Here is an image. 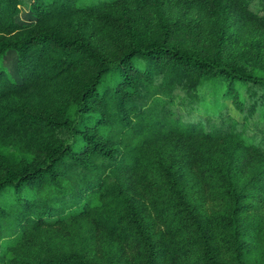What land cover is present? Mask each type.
Masks as SVG:
<instances>
[{
  "label": "trees",
  "instance_id": "obj_1",
  "mask_svg": "<svg viewBox=\"0 0 264 264\" xmlns=\"http://www.w3.org/2000/svg\"><path fill=\"white\" fill-rule=\"evenodd\" d=\"M11 51L0 264H263L264 0H0Z\"/></svg>",
  "mask_w": 264,
  "mask_h": 264
},
{
  "label": "rangeland",
  "instance_id": "obj_2",
  "mask_svg": "<svg viewBox=\"0 0 264 264\" xmlns=\"http://www.w3.org/2000/svg\"><path fill=\"white\" fill-rule=\"evenodd\" d=\"M166 13L170 15L171 17H181L183 19H190L193 17H196L197 12L195 11H185L181 9V7L174 3L173 5L165 6ZM30 19H32V16L30 14V11L28 8L24 6L23 12L19 17V20L22 22H27ZM11 53H13L16 56L15 51H11L8 55L6 54L4 57L0 59V66L4 65L6 68L10 71V74L13 78H16L17 80H22L21 75L17 72L15 64L16 59L15 56H11ZM12 70L15 72L13 73ZM9 74V75H10ZM200 97H201V104L198 106L199 109H195L191 113V118L195 119L197 121L199 120H205L206 117H212L215 119H220L222 114L226 115H232L239 118V113L231 103V101H227L226 104L224 101L219 98L212 95V88L209 84H205L199 89ZM257 249V248H256ZM260 249V248H259ZM255 258L252 255V259L249 262V264H253ZM264 264V260H263Z\"/></svg>",
  "mask_w": 264,
  "mask_h": 264
}]
</instances>
